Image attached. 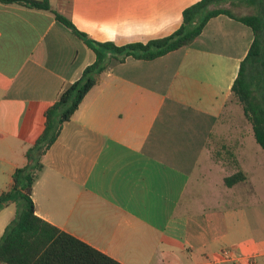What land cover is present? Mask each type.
<instances>
[{"label": "crops", "instance_id": "crops-1", "mask_svg": "<svg viewBox=\"0 0 264 264\" xmlns=\"http://www.w3.org/2000/svg\"><path fill=\"white\" fill-rule=\"evenodd\" d=\"M198 1L49 3L88 39L123 46L172 34ZM252 40L220 15L188 47L109 67L41 158L35 214L120 264H264V174L231 91ZM94 58L51 13L0 4V194ZM207 170L245 179L185 202ZM14 216L15 204L0 211V238Z\"/></svg>", "mask_w": 264, "mask_h": 264}, {"label": "trees", "instance_id": "trees-1", "mask_svg": "<svg viewBox=\"0 0 264 264\" xmlns=\"http://www.w3.org/2000/svg\"><path fill=\"white\" fill-rule=\"evenodd\" d=\"M250 1L257 6V12L236 16L225 8L232 0H200L182 12V23L172 34L146 43L116 46L111 42L88 39L67 17L52 10L49 0H0V4L51 13L58 23L85 42L95 57L94 62L83 70L76 81L67 85L56 102L46 110L44 129L26 151V165L14 171L10 190L0 194V211L11 203L15 204V216L0 238V264H120L35 214L32 190L43 169L41 158L109 67L128 58L151 61L188 47L200 36L208 21L220 15L247 26L253 34L231 91L251 124L255 142L264 151V8L256 4L258 0ZM244 179V174L238 171L225 177L223 184L230 188Z\"/></svg>", "mask_w": 264, "mask_h": 264}, {"label": "rangeland", "instance_id": "rangeland-1", "mask_svg": "<svg viewBox=\"0 0 264 264\" xmlns=\"http://www.w3.org/2000/svg\"><path fill=\"white\" fill-rule=\"evenodd\" d=\"M250 0H232L231 4H227L225 8H228L231 10V12L236 15V16H242V15H249V14H254L257 12V6L250 4ZM256 4L260 5V8H264V0H258ZM235 99V98H234ZM235 105H238L239 111H241V115H243L242 108L240 104L237 102L235 99L234 101ZM235 113V112H234ZM233 117H236L237 114H233ZM242 122L244 124H247L248 127L251 124L247 121V119L243 115ZM247 122V123H246ZM239 123H232L231 126L228 127V129H234L236 126H238ZM253 143L257 149L255 156L256 163H260V169L258 172L260 174H264V167L262 166V157H264V151L261 150V148L254 142ZM252 153V151H251ZM215 155H213L214 157ZM216 158V156L214 157ZM229 171V170H228ZM232 171V170H231ZM229 171V172H231ZM220 174H223L220 171L213 170L212 172L210 171H205V176L204 178H193L191 182V187L189 188V191L187 192V195L185 197V202H188L189 200H192L194 198L195 193H198V199L200 201H203V204L206 205L210 203L211 197H215L213 195L221 193V189H223V184H222V178L220 177Z\"/></svg>", "mask_w": 264, "mask_h": 264}]
</instances>
